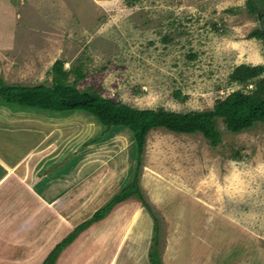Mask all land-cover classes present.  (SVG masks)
I'll return each mask as SVG.
<instances>
[{"label": "rangeland", "instance_id": "374dc122", "mask_svg": "<svg viewBox=\"0 0 264 264\" xmlns=\"http://www.w3.org/2000/svg\"><path fill=\"white\" fill-rule=\"evenodd\" d=\"M250 1L0 0V79L50 83L51 67L61 59L67 69L81 66L86 77L79 89L92 88L114 102L209 110L235 90L250 91L251 85L231 79L238 65H264V40L250 36L264 19ZM258 7L264 12V3ZM35 112L44 119L38 123L50 118L57 124L47 127L50 135L74 127L66 136L60 132L62 146L89 150L100 170L108 166L112 184H103L98 195L102 200L115 193L97 210L132 179L130 129L108 132L81 110ZM219 128L217 146L202 134L150 131L139 178L150 209L135 197L118 204L103 235L61 264H150L157 225L164 264V253L174 264H264V122L232 133L220 119ZM40 257L34 255L32 264Z\"/></svg>", "mask_w": 264, "mask_h": 264}, {"label": "crops", "instance_id": "0c3cea01", "mask_svg": "<svg viewBox=\"0 0 264 264\" xmlns=\"http://www.w3.org/2000/svg\"><path fill=\"white\" fill-rule=\"evenodd\" d=\"M35 111L43 110L0 101V254H7L0 256V261L5 263L11 260L15 264H32L36 254L45 259L76 225L92 216L101 201L115 193L103 192L107 194L102 200L98 195L103 184H112L113 175L107 171L108 166L100 170L94 153L62 146L60 132L66 136L65 131L74 127L56 128L50 135L47 127L57 124L51 123L49 117L47 124L38 123L44 119ZM115 212L80 234L63 251L57 264L70 259L72 253L80 256L89 239L101 237V231L108 229ZM177 242L178 250L180 239ZM108 245L107 241L103 246ZM16 255L23 256L24 262ZM163 256L167 264H174L165 253ZM42 257L38 264L44 261ZM146 259L144 256L142 260L146 263Z\"/></svg>", "mask_w": 264, "mask_h": 264}, {"label": "trees", "instance_id": "16d2710c", "mask_svg": "<svg viewBox=\"0 0 264 264\" xmlns=\"http://www.w3.org/2000/svg\"><path fill=\"white\" fill-rule=\"evenodd\" d=\"M249 3L251 9L261 13L264 19V12L261 11L262 8L258 7L264 3V0H254ZM250 36L264 40V27L250 33ZM72 73H74L75 79L70 81L69 76ZM263 73L264 65L245 63L238 65L231 74V79L240 84L251 85L250 91L235 90L218 99L212 109L188 112L169 111L165 108L139 109L105 98L93 91L92 88L81 90L77 83L86 77L81 66L67 69L61 59L55 60L51 67L52 82L50 83L26 85L7 83L4 79H0L1 102L51 112L81 110L92 115L107 131L128 128L134 136L133 158H136V165L131 172L133 173L132 179L127 181L121 190L90 218L76 225L67 236L55 245L41 264H57L63 251L80 234L96 222L106 218L118 204L125 200L135 197L148 210L150 209V204L140 188L139 180L146 138L150 131L163 128L180 134H202L212 146H217L222 139L219 128L220 119L232 133L247 131L253 128L257 122H264ZM158 232L159 226L157 225L154 229L153 245L149 253L151 264H164L157 248L159 244Z\"/></svg>", "mask_w": 264, "mask_h": 264}, {"label": "water", "instance_id": "95a60500", "mask_svg": "<svg viewBox=\"0 0 264 264\" xmlns=\"http://www.w3.org/2000/svg\"><path fill=\"white\" fill-rule=\"evenodd\" d=\"M258 15H259V17L261 16V14H260V13H258Z\"/></svg>", "mask_w": 264, "mask_h": 264}]
</instances>
